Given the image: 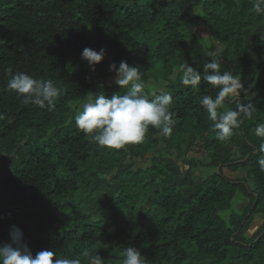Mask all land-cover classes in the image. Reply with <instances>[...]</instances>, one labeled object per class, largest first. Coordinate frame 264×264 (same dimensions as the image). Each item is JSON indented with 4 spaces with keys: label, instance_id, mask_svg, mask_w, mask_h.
<instances>
[{
    "label": "trees",
    "instance_id": "trees-1",
    "mask_svg": "<svg viewBox=\"0 0 264 264\" xmlns=\"http://www.w3.org/2000/svg\"><path fill=\"white\" fill-rule=\"evenodd\" d=\"M255 3L0 0V245L15 226L33 256L49 250L82 264L84 249L122 264L129 246L147 264H264V137L255 133L264 123V16ZM85 48L107 49L94 72ZM210 53L240 76L248 96L239 100L255 108L225 141L200 104L218 91L204 78ZM122 60L140 68L149 99L172 95L171 137L150 127L142 143L116 150L76 127L89 96L126 93L106 84ZM185 63L201 72L195 89L180 83ZM9 69L64 93L51 109L24 104L7 89ZM236 107L226 100L218 111Z\"/></svg>",
    "mask_w": 264,
    "mask_h": 264
},
{
    "label": "clouds",
    "instance_id": "clouds-1",
    "mask_svg": "<svg viewBox=\"0 0 264 264\" xmlns=\"http://www.w3.org/2000/svg\"><path fill=\"white\" fill-rule=\"evenodd\" d=\"M258 16H264V0H256L253 5ZM107 54V49L99 51L85 48L82 59L87 61L94 72L95 66L102 62ZM212 59L203 65L206 82L214 89L216 95H204L200 104L207 112L208 118L217 130V139L225 141L233 135V130L239 128L243 118H251L255 111L252 103H241V93L248 96V90L241 83L238 75L231 71H221L218 58L211 54ZM7 89L14 91L24 104H32L40 108L55 106V101L60 98L64 89L54 85L51 80L42 82L26 73L11 74ZM110 71L115 74V83L126 93L112 94L110 97L103 92L89 96L82 104V109L75 115L76 127L100 148L123 149L127 145L140 144L144 141L149 128L160 130L164 137H171L175 124L174 113L171 111L172 95L162 93L149 99L145 92V80L142 78L140 68L130 66L126 60L110 65ZM182 73L180 83L184 86L197 88L201 82V72L190 64H181ZM226 100L236 102V110L218 111L223 109ZM5 116L0 113V120ZM255 133L264 137V123L257 124ZM259 151L264 152V143ZM260 170L264 172V158L258 161ZM11 243L0 245V264H82L80 258H60L52 251L42 250L34 256L24 241V233L18 227H13L10 232ZM122 264H147L140 251L135 247H127L122 253ZM82 257L87 264H105L100 255H92L84 249Z\"/></svg>",
    "mask_w": 264,
    "mask_h": 264
},
{
    "label": "rangeland",
    "instance_id": "rangeland-1",
    "mask_svg": "<svg viewBox=\"0 0 264 264\" xmlns=\"http://www.w3.org/2000/svg\"><path fill=\"white\" fill-rule=\"evenodd\" d=\"M200 31H199V34H200V36L202 37V38H207V35H206V32H205V29L204 28H200L199 29ZM204 44H206V42H205V40H204V42H203ZM115 83V77L113 78V79H111V80H108L107 82H106V84H109V85H112V84H114ZM81 109H82V106H81ZM152 154H150L149 156H148V159H150V158H152ZM143 164V163H142ZM141 164V165H142ZM202 170V169H201ZM200 170V172H202ZM243 208V207H242Z\"/></svg>",
    "mask_w": 264,
    "mask_h": 264
}]
</instances>
